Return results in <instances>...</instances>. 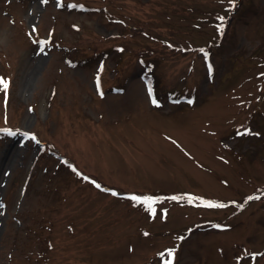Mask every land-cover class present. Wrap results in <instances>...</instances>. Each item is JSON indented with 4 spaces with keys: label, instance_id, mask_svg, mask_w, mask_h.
Listing matches in <instances>:
<instances>
[{
    "label": "rangeland",
    "instance_id": "1",
    "mask_svg": "<svg viewBox=\"0 0 264 264\" xmlns=\"http://www.w3.org/2000/svg\"><path fill=\"white\" fill-rule=\"evenodd\" d=\"M261 74L264 0H0V264H264Z\"/></svg>",
    "mask_w": 264,
    "mask_h": 264
},
{
    "label": "snow or ice",
    "instance_id": "2",
    "mask_svg": "<svg viewBox=\"0 0 264 264\" xmlns=\"http://www.w3.org/2000/svg\"><path fill=\"white\" fill-rule=\"evenodd\" d=\"M45 2H46V0H45ZM232 3H233V7H235V0H232ZM73 7H75V5H73ZM219 19L221 21L224 20L223 17H220ZM220 29L222 31V29H223V25L222 24L220 25ZM261 75H264V74H261ZM0 86H2L3 90H5V92H6L8 90V88L10 87V82L5 80L4 78H0ZM154 103H155V101H154ZM189 103H191V101H189ZM0 131H7L9 134H12L11 130L0 129ZM246 134H251V133H250L249 130H245V132L240 133V135H246ZM85 179H87V177H85ZM93 183H95V182L93 181ZM96 186L100 187L98 184ZM113 195H119V194L118 193H113ZM130 199L132 201H134V202L147 205V210H149L151 212L155 211V209L153 208V205L157 202L156 198H153V197H140V196L133 195V196L130 197ZM171 199L176 200L178 198L177 197H172ZM248 199H259V197H249ZM207 206L208 207H220V208H223V207H226L227 205L214 204L212 202H208ZM145 235H147V233H145ZM174 254H175V249L169 251V256L172 257V259L168 261V264H173V261H174V258H175Z\"/></svg>",
    "mask_w": 264,
    "mask_h": 264
}]
</instances>
